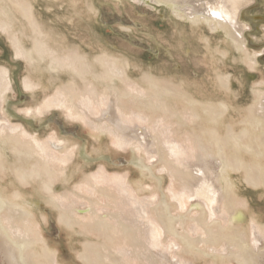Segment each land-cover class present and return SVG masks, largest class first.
<instances>
[{
    "label": "bare ground",
    "instance_id": "obj_1",
    "mask_svg": "<svg viewBox=\"0 0 264 264\" xmlns=\"http://www.w3.org/2000/svg\"><path fill=\"white\" fill-rule=\"evenodd\" d=\"M53 1L59 4L64 0ZM149 1L152 3L151 7H165L172 19L188 26L191 32L196 33L202 27L212 32L218 31L228 41L223 40L227 47L238 54L247 51L242 33L245 24L238 21V15L251 0ZM67 6L73 16H80L74 0H69ZM86 8L91 10L89 4ZM0 29L10 36L15 50L30 66L31 74L26 79L27 85L39 86L42 77L48 78L49 82L60 81V75L66 74L65 86L59 87L55 92V103L59 101L76 118L84 120L90 129L110 134L119 146L131 147L133 150L138 148L154 155L162 168L174 178L176 186L199 200L194 205L199 211L195 223L201 228L203 236L194 241L185 236L187 239L183 243L187 248L184 247V252H191L193 244L201 241L206 242L213 252L218 244L224 243L225 248L218 262L231 260L238 264H264V224L258 219H254L251 229L242 224L246 220L241 207L244 202L237 195L236 181L232 175L235 173L245 184L264 188L263 92H257L255 104L242 113L233 108L226 97L200 99L197 97V88L190 90L189 87L175 85L171 81L155 77L151 72L142 74L143 90H132L129 87L127 59L107 52L89 57L77 49L64 48L65 43L59 32L45 30L41 26L30 0H0ZM24 40H30V45L26 46ZM202 40L205 42V56L207 54L216 58L217 54H226V50L211 48L208 39ZM248 55L247 51L244 57ZM247 59L256 62L255 56ZM220 74H214L215 86L224 95L222 89L228 88V80ZM7 83L6 73L0 69V97ZM96 84L103 87L105 94L101 96ZM102 99H106L107 104L100 107ZM170 99L184 105L187 115L192 118L191 123L197 129L194 133H183L187 145H197V149L192 151L195 163L186 167L175 163L172 152L164 141L167 132H174L172 128L168 129L162 124L168 119ZM95 105L99 110L92 117L89 111ZM231 108L239 115L237 120H227L226 115ZM131 118L139 120L140 125L129 124ZM149 122H153V126ZM57 151L65 153V145L36 144L22 139L18 133L5 128L0 118V170L4 171L7 167L21 186L36 183V191L60 211L59 219L63 225L94 232L108 244L114 243L116 234L129 240L127 254L123 251L116 252L112 245L87 242L86 251L81 255L84 264H127L129 262L126 263L124 259L130 257L142 264H159L166 259H173L172 264H181L165 250L152 249L148 245L146 234L152 224L145 219L144 205L137 202L134 205V215H127L123 206L129 197L128 190L123 187L117 197L112 196L106 185V177L101 173L97 175L101 183L93 186L95 191L100 192V197H88L87 202L82 205L74 204L76 200L73 199L64 207L54 191L55 181L60 178L54 168V152ZM9 155L12 156L11 160L7 158ZM22 198L20 189L9 191L0 186V257L3 264H56L54 254L49 251L42 236L29 226L35 223V215L32 206L22 202ZM99 200L109 208L102 207L101 212ZM175 204L159 201L153 211L157 224L167 234L177 235L176 221L185 225L186 219L171 218L170 208ZM222 206L228 215L227 228L223 231L217 220L209 227L206 226L204 216L208 208L220 212Z\"/></svg>",
    "mask_w": 264,
    "mask_h": 264
},
{
    "label": "rangeland",
    "instance_id": "obj_2",
    "mask_svg": "<svg viewBox=\"0 0 264 264\" xmlns=\"http://www.w3.org/2000/svg\"><path fill=\"white\" fill-rule=\"evenodd\" d=\"M68 1L56 4L53 0H30L41 26L45 30L59 32L65 43L64 48L77 49L89 57L107 52L127 59L129 87L132 90H143L142 74L151 72L155 77L171 81L175 85L189 87L190 90L197 88V97L200 99L226 97L233 108L242 113L255 104L257 92L264 93V0H251L238 15V21L245 24L242 33L249 54L246 57L247 51L238 54L227 47L228 41L218 31L212 32L202 27L196 33L191 32L188 26L172 19L165 7L154 4L155 7H151L149 0H74L77 11L80 12L79 17L71 14ZM87 4L91 10L86 8ZM202 39H208L211 48L226 50V54H217L216 58L206 54V57L205 42ZM24 44L29 46L30 40H24ZM19 54L10 36L0 29V69L5 71L8 81L4 95L0 97L2 125L9 131L18 133L22 139L36 144L65 145L64 155L54 152V168L60 174V178L55 181L54 191L64 207L73 199L76 200L74 204L82 205L87 202L88 197H97L100 192L95 191L93 186L101 183L97 177L101 173L106 177V185L112 196L117 197L123 187L128 190L129 197L123 206L127 215H134V205L137 202L144 205L145 219L152 224L146 234V242L152 249L165 250L181 264H238L231 260L218 262L225 248L224 243L218 244L213 252L206 242L201 241L193 244L192 251L188 249L191 252H184V247L187 248L183 243L187 239L185 236L191 241L203 236L201 228L195 223L199 211L194 205L199 200L181 191L174 178L162 168L154 155L138 148L133 150L131 147L119 146L110 134L90 129L84 120L76 118L59 101L55 103V92L59 87L65 86L66 74L60 75V81L49 82L48 78L42 77L39 86L27 85L26 79L31 74L30 66ZM251 56H255V63L247 59ZM214 74H220L228 80V88L222 89L224 95L216 89ZM95 87L101 96L105 94L101 85L96 84ZM169 103L168 119L162 124L163 127L166 125L168 129L172 128L174 132H167L164 141L172 152L170 153L175 163L186 167L195 163L192 151L197 149V145L194 143L193 148L187 145L185 134L194 133L197 129L191 123L192 118L187 115L188 111L182 103L173 99ZM99 104L100 107L106 106V99L100 100ZM94 107L89 111L92 117L99 110L97 105ZM226 117L225 120H237L239 115L231 108ZM129 124L140 125L136 118H131ZM148 124L153 126V122ZM7 158L11 160L12 156ZM232 175L236 181L237 195L244 202L241 207L246 220L242 224L250 229L257 219L264 224V188L245 184L235 173ZM0 186L9 191H22V202L32 206L35 215V223L29 226L42 236L49 251L54 254L56 264H84L81 255L86 251L87 242L108 244L94 232L63 225L59 219L60 211L36 191L38 185L29 183L21 186L7 167L4 171L0 170ZM159 201H167L171 205L176 203L170 208L171 218L186 219L185 225L176 221L177 235L167 234L157 224L153 208ZM98 205L101 212L102 207L109 208L101 200ZM204 218L208 227L217 220L223 231L227 228L228 215L223 206L220 212L208 208ZM114 238V243L108 245H112L116 252L123 251L127 254L129 240L126 241L119 234ZM130 259L131 257L125 258L124 261H128L127 264H142L137 259ZM172 263L173 259H166L159 264ZM0 264H3L1 257Z\"/></svg>",
    "mask_w": 264,
    "mask_h": 264
}]
</instances>
